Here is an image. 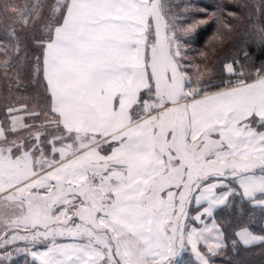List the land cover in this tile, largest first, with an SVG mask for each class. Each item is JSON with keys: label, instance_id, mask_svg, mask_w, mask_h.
<instances>
[{"label": "snow or ice", "instance_id": "obj_1", "mask_svg": "<svg viewBox=\"0 0 264 264\" xmlns=\"http://www.w3.org/2000/svg\"><path fill=\"white\" fill-rule=\"evenodd\" d=\"M182 7L3 6L0 68L40 92L0 119V264H215L264 244V59L249 51L264 54V0ZM244 8L220 71L190 58L201 26L223 44Z\"/></svg>", "mask_w": 264, "mask_h": 264}, {"label": "trees", "instance_id": "obj_2", "mask_svg": "<svg viewBox=\"0 0 264 264\" xmlns=\"http://www.w3.org/2000/svg\"><path fill=\"white\" fill-rule=\"evenodd\" d=\"M215 0H209L207 3H203L201 0H193L194 3H198L201 7L211 5V3ZM229 3H242V0H227ZM174 4H180V9H174L175 11H182L183 10V3L184 0H173ZM249 9L245 11L244 14V21L236 23V20L234 19L232 22L236 26V30L233 33V37L229 39L228 41L224 42L223 44L218 43L217 52L214 54L212 53L213 49H207L211 45H213V34L216 33L218 25H213L211 28L202 27L200 31L196 35V43L195 48L196 52L190 53L192 57H197L198 61H202L200 58L201 56L205 57L206 59L210 58L209 54L201 55V53H206L207 51L211 54L212 58L210 59V63L212 66L215 67L216 71L221 70V62L224 60L225 57L235 55L237 49L243 46L242 42L247 38L245 35V28H246V19L248 16ZM239 14H241V10H239ZM33 32H28L26 35V38H29ZM249 51L252 53L253 56L259 61L260 59H264V54H261V51L259 47L255 44H252V47L249 49ZM195 62H197L195 60ZM203 62V61H202ZM198 63V62H197ZM27 84V82H25ZM7 82L5 83L6 88ZM30 85L31 84H27ZM32 87V86H31ZM7 89V88H6ZM28 91V88H25ZM25 90V91H26ZM24 91V90H23ZM32 95H35V90L33 89L31 91ZM215 263L218 264H264V244L256 243L254 245H240L237 249L233 250L230 246L228 249L222 253L221 255L216 256Z\"/></svg>", "mask_w": 264, "mask_h": 264}, {"label": "rangeland", "instance_id": "obj_3", "mask_svg": "<svg viewBox=\"0 0 264 264\" xmlns=\"http://www.w3.org/2000/svg\"><path fill=\"white\" fill-rule=\"evenodd\" d=\"M203 3H207V1L209 0H201ZM25 0H0V23H2L3 21V6L7 3H16V4H22L24 3ZM218 2V0H215V1H212V2H208V3H211V5L213 4H216ZM261 2V0H242V4H251V5H259ZM248 8H244V9H241V14L240 16L242 17V19L240 20H236V23H239V22H242L244 21V14H245V11L247 10ZM203 26H201L202 28ZM31 32V31H30ZM28 34V33H27ZM5 35L4 33V30L2 27H0V38H3ZM33 35V34H32ZM32 35L29 37V38H26L28 40H31V37ZM196 35H194V38L190 41V47L192 49V52H196V48H195V43H196ZM216 43H214L213 45H211L210 47H208L207 49H213V47L215 48V50L213 51L212 50V53H216L217 52V49L218 48V43L217 41H214ZM220 50V49H219ZM189 53V56L190 58H194V60H196L198 63L202 62L203 63H206V64H209L211 65L210 63V59L212 58V53L210 54L208 51L205 53V56L206 54H209L210 55V58L209 59H206L204 56L200 57L202 59V61H198L197 57H192ZM212 55V56H211ZM224 62V60H222L221 62V67H222V63ZM203 66V65H202ZM17 78L15 77L14 73L12 72L11 69L8 70V74L5 75V71L4 69L0 68V119L3 118V110H4V107L6 104H9L11 102V100L13 98H19L20 96H23V95H29L31 94V91L34 89L35 90V94H38L40 92V88H39V85L37 82L35 81H31V80H26V81H19L20 84H26L25 82H27V84H31L30 85H27V88H28V91L24 88V87H21L19 89V92H17V83H15L14 81H16ZM7 82V85H6V88H5V83ZM24 90V91H23ZM26 90V91H25ZM32 95V94H31ZM20 257V256H19ZM217 257H214V261ZM16 264H23V257L21 256L20 259L16 260ZM215 264H218V263H215Z\"/></svg>", "mask_w": 264, "mask_h": 264}, {"label": "crops", "instance_id": "obj_4", "mask_svg": "<svg viewBox=\"0 0 264 264\" xmlns=\"http://www.w3.org/2000/svg\"><path fill=\"white\" fill-rule=\"evenodd\" d=\"M20 258H21V256H20V257H19V256H17V257H15L14 259H15V260H18V259H20Z\"/></svg>", "mask_w": 264, "mask_h": 264}]
</instances>
